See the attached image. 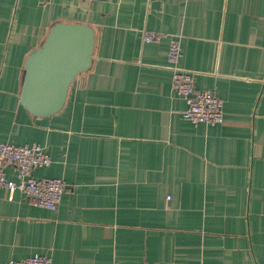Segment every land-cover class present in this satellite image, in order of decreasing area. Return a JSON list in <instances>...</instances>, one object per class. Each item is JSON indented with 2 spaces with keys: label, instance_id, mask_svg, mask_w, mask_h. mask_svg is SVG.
Segmentation results:
<instances>
[{
  "label": "crops",
  "instance_id": "1",
  "mask_svg": "<svg viewBox=\"0 0 264 264\" xmlns=\"http://www.w3.org/2000/svg\"><path fill=\"white\" fill-rule=\"evenodd\" d=\"M58 23L95 29L94 61L37 118L24 66ZM146 32L182 36L223 125L183 119L169 41ZM0 142L40 145L52 165L33 177L67 184L56 212L0 193V264H264V0H0Z\"/></svg>",
  "mask_w": 264,
  "mask_h": 264
},
{
  "label": "built area",
  "instance_id": "2",
  "mask_svg": "<svg viewBox=\"0 0 264 264\" xmlns=\"http://www.w3.org/2000/svg\"><path fill=\"white\" fill-rule=\"evenodd\" d=\"M169 41L167 55L169 69L172 72L174 93L186 102L183 119L195 125L205 124L212 127L225 122L224 103L212 92H200L195 87V77L182 69L184 57L182 36H169L146 32L143 40L147 44ZM52 165L50 155L38 144L15 146L0 142V193L2 191L19 192L37 207L52 212L58 211L67 190L62 179L38 180L33 177L37 169ZM13 167L16 178L10 179L7 169ZM7 264H52L50 256L35 255L23 261H10Z\"/></svg>",
  "mask_w": 264,
  "mask_h": 264
},
{
  "label": "water",
  "instance_id": "3",
  "mask_svg": "<svg viewBox=\"0 0 264 264\" xmlns=\"http://www.w3.org/2000/svg\"><path fill=\"white\" fill-rule=\"evenodd\" d=\"M96 31L85 24L58 23L24 66L22 105L37 118L59 115L78 78L94 61Z\"/></svg>",
  "mask_w": 264,
  "mask_h": 264
}]
</instances>
